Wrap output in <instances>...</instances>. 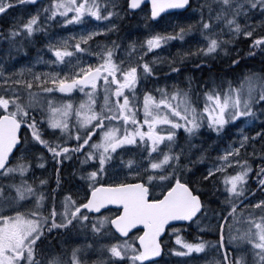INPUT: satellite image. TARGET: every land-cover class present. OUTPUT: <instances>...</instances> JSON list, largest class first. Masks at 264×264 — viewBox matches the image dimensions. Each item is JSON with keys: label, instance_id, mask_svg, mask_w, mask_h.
<instances>
[{"label": "snow or ice", "instance_id": "obj_1", "mask_svg": "<svg viewBox=\"0 0 264 264\" xmlns=\"http://www.w3.org/2000/svg\"><path fill=\"white\" fill-rule=\"evenodd\" d=\"M0 16V264H264V0H0ZM76 24L92 27L33 57ZM221 53L202 81L184 67Z\"/></svg>", "mask_w": 264, "mask_h": 264}, {"label": "rangeland", "instance_id": "obj_2", "mask_svg": "<svg viewBox=\"0 0 264 264\" xmlns=\"http://www.w3.org/2000/svg\"><path fill=\"white\" fill-rule=\"evenodd\" d=\"M142 15H143L142 13L136 14V15L129 14V16H130L129 19L133 20V23H135L137 25L136 28H134L133 30H130V31H124V29L126 28L125 23H126L127 19L123 21L121 29H120V32H122V33L119 34V36L123 37L124 43H127L128 41H130L134 38L137 40L144 38L145 31L143 29V21L140 19V17ZM132 16H134V17H132ZM10 22H11L10 16H8V17L0 16V26L6 27L7 24ZM91 27H92V25H90V24H88V25H79V24L69 25V26H66L64 28H61L59 26H55V27H52L49 29V36H47V37L43 33H39L36 36L37 39H36L35 45L32 49V55H33V57L40 55L45 60H47L52 55L45 48V45L49 39H51L53 43H55L58 38L59 39H67L69 46L71 48V46H74V44H75V40L72 39V37L77 35V34H85V30L87 28H91ZM112 38L115 39L116 37L114 36ZM100 39L103 40V37H100ZM200 42H201V37H200L199 33L193 32V33H190L188 36H186L185 41H183V42L179 41V40L172 41L168 45H162V51L156 50V52L159 55L171 57L174 53H177V49L190 50L193 45H198ZM81 46L82 47L84 46L83 42H82ZM37 49L40 50L39 53L37 52ZM94 52H95V44L93 43L90 45V50L87 53L82 54L79 58L82 61L87 62V63H95L97 57L94 55ZM117 55L119 56L120 54L118 53ZM180 55H182V53H180ZM133 59H135V56L133 57ZM42 68H43V65H37L36 66L37 71H41ZM98 83H100V82H98ZM101 91H102V88H101ZM81 98H82V94H80L78 91H75L74 95L72 96L73 101L78 104L80 102ZM98 99L100 102H102V98H98ZM173 103L179 104L180 101L174 99ZM238 127H240V126H238ZM250 129L252 130L251 126H248V123L243 124V131L246 134L249 135V133L251 131ZM235 134H236V130H235V128H233L232 134L229 136V139L231 138L232 135H235ZM237 139H238V137H237ZM251 150L252 149L249 148L248 152L250 153ZM211 155L215 156V152L211 153ZM242 158H245L243 156V150H242ZM247 159H249L252 162V160L255 158L247 157ZM258 160L255 159L256 165H258L257 164ZM120 175H121V177H123V173H121ZM54 178L55 177L53 176V179ZM54 186L55 185H53V187ZM133 235H135V234H133ZM167 239L168 238H166V241H167ZM173 243H174V241H173ZM98 255H99L98 250H92L88 253V257L90 260L96 259ZM196 256L198 257V259L195 260L194 262H190V264H202L203 257H201L200 254H196Z\"/></svg>", "mask_w": 264, "mask_h": 264}, {"label": "trees", "instance_id": "obj_3", "mask_svg": "<svg viewBox=\"0 0 264 264\" xmlns=\"http://www.w3.org/2000/svg\"><path fill=\"white\" fill-rule=\"evenodd\" d=\"M129 17H128L126 23H125V27L126 28L124 29V31H126V30H133L137 26L135 23H133V20H130L129 19ZM132 17H134V16H132ZM121 33L122 32H120L119 34H121ZM229 47H231V46H229ZM260 59H261L260 56H256L255 60L254 61H251L250 63H255V64L258 65L259 62H260ZM197 63H199V60H197L195 57H193L192 61L191 62H187L184 65V67L186 68V70L190 71L193 76L199 78L202 81L203 78L206 77V76H208L210 72L220 73L221 70L224 67L225 61L223 60V53H221L219 56H217L215 58V60L209 59L207 64L202 65L201 68L198 69V70H194L193 65L194 64H197ZM244 123H245V121L244 120H241L240 125H238V126H241ZM248 126H251L253 128V130H254L255 128L259 129V127L261 125H260V122L259 121H256L255 124H248ZM232 130L233 129H229V135H226L224 137V140L225 141H227V139H229V136L232 134ZM245 158H247V157H245ZM249 162L251 163L250 160H249ZM257 164H260V161L259 160H258ZM207 255L209 257H211V256H213V253L212 252H209ZM173 264H174V262H173Z\"/></svg>", "mask_w": 264, "mask_h": 264}, {"label": "flooded vegetation", "instance_id": "obj_4", "mask_svg": "<svg viewBox=\"0 0 264 264\" xmlns=\"http://www.w3.org/2000/svg\"><path fill=\"white\" fill-rule=\"evenodd\" d=\"M251 128H252V127H251ZM250 130H251V129H250ZM254 131H257V128H256V130H255V129L253 130V128H252V130L250 131L249 135H252V133H253ZM255 147L257 148V151H259V141H257Z\"/></svg>", "mask_w": 264, "mask_h": 264}, {"label": "bare ground", "instance_id": "obj_5", "mask_svg": "<svg viewBox=\"0 0 264 264\" xmlns=\"http://www.w3.org/2000/svg\"><path fill=\"white\" fill-rule=\"evenodd\" d=\"M3 25V24H2ZM6 25V24H5ZM126 31H130V30H126ZM137 35V34H136ZM238 86V85H237ZM256 130V129H255ZM258 130V129H257ZM256 160H258V159H256Z\"/></svg>", "mask_w": 264, "mask_h": 264}, {"label": "water", "instance_id": "obj_6", "mask_svg": "<svg viewBox=\"0 0 264 264\" xmlns=\"http://www.w3.org/2000/svg\"><path fill=\"white\" fill-rule=\"evenodd\" d=\"M111 209H115V206H111Z\"/></svg>", "mask_w": 264, "mask_h": 264}]
</instances>
